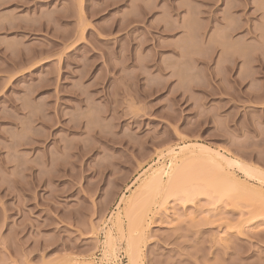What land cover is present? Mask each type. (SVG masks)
<instances>
[{
  "label": "rangeland",
  "instance_id": "rangeland-1",
  "mask_svg": "<svg viewBox=\"0 0 264 264\" xmlns=\"http://www.w3.org/2000/svg\"><path fill=\"white\" fill-rule=\"evenodd\" d=\"M182 171L244 187L183 204ZM244 188L264 193V0H0V264H264Z\"/></svg>",
  "mask_w": 264,
  "mask_h": 264
},
{
  "label": "bare ground",
  "instance_id": "bare-ground-1",
  "mask_svg": "<svg viewBox=\"0 0 264 264\" xmlns=\"http://www.w3.org/2000/svg\"><path fill=\"white\" fill-rule=\"evenodd\" d=\"M200 145V144H199ZM186 146V145H185ZM187 146H190V145H187ZM198 146V145H197ZM191 147H194V146H191ZM205 147V146H204ZM198 148L201 150L202 149V151H201V153L202 154H204L205 153V156L204 155H201L200 154V152L197 154V156H196V158L194 157V159H197V160H202V161H204L205 163H207V164H209L210 166L211 165H214L215 167H214V169H217V170H219V173H220V171H222V165H221V162L220 161H225V163L227 164V165H231V164H233L234 166H235V164H237V162L234 164V162L232 163L230 160H232V159H230V160H223V157L220 155V153L219 154H217V155H213V154H215V153H212V155H213V157L214 158H211L212 156H210L209 157V155H208V153L210 154V152L209 151H207V149H203L202 147L200 148L199 146H198ZM189 149H194V148H186L185 147V149H182L183 151H185V154H184V156H186V155H188L189 154V152L187 151V150H189ZM195 149H196V146H195ZM181 150V151H182ZM210 150V149H209ZM188 153H187V152ZM191 151V150H190ZM205 151H207V152H205ZM195 152V151H194ZM197 152V151H196ZM204 152V153H203ZM206 153H207V157L209 158V159H206L207 157H206ZM193 154V153H192ZM191 155V154H190ZM194 155H195V153H194ZM175 156V155H174ZM189 156V155H188ZM192 156V155H191ZM205 157V158H204ZM226 157V156H225ZM189 158H190V156H189ZM192 158H193V156H192ZM227 159H229V158H227ZM195 160H193V162H194ZM201 161V162H202ZM186 162V161H185ZM189 162H191L190 160H189ZM197 162V161H196ZM182 163H183V161H182ZM186 163H188V161L186 162ZM185 163V164H186ZM178 164H180V163H177L176 165L178 166ZM189 165H190V163H189ZM208 165V166H209ZM243 165V164H242ZM188 166V165H187ZM205 166V165H204ZM203 166V167H204ZM237 167V166H236ZM178 168V167H177ZM212 168V167H211ZM244 168H246V167H244ZM174 169H175V167H174ZM173 169V170H174ZM239 169V168H238ZM178 170V169H177ZM216 170V171H217ZM244 170V169H243ZM176 171V170H175ZM241 171V170H240ZM246 171V170H245ZM245 171H244V173H245ZM255 171V170H254ZM174 172V171H173ZM223 172H224V170H223ZM249 172V171H248ZM201 173H203V172H201ZM209 173V172H208ZM213 173V172H212ZM215 173V172H214ZM218 173V174H219ZM177 174H178V172H177ZM205 174H207V173H205ZM247 174V173H246ZM179 175V174H178ZM211 175V174H210ZM221 175H223V173H221ZM158 176V175H157ZM172 176V175H171ZM180 176H182V178H183V180L185 181V182H190L188 185H186L185 184V189H183V190H181L179 193L178 192H174V191H170L169 192V195H171V196H173V197H178L179 196V199L181 200V203H183V204H188L189 202L191 203V202H194V203H196L195 202V200L197 201V203H196V205L198 204V198L200 197V196H206L207 197V199H208V201H212L213 200V198H214V196L215 195H225V193L227 194L228 192H235L237 189H239L240 187L239 186H242V187H244L242 184H240L239 182H238V180L236 179V180H229L228 178V180L229 181H219V182H214L213 181V178L211 177V176H209V174H207V176H204V175H199V176H197V175H195V176H190L189 174H188V172H185V171H182V173H181V175ZM200 176H202L203 177V181H201L200 179H202V178H200ZM224 176V175H223ZM250 176H259V179H260V175L257 173V172H250ZM170 177V176H169ZM168 177V178H169ZM176 177V176H175ZM214 177V176H213ZM232 177V176H231ZM155 178V181H156V176L154 177ZM154 178H153V180H154ZM216 178V177H215ZM214 178V179H215ZM233 178V177H232ZM226 179V178H225ZM235 179V178H234ZM174 180V179H173ZM262 180V179H261ZM159 182V181H158ZM184 182V183H185ZM203 182H205V183H203ZM237 182H238V184H237ZM151 183V182H150ZM167 184H169V183H167ZM172 184V183H171ZM151 185H154V183L153 184H151ZM177 186V185H176ZM181 187L183 188V186L181 185ZM163 188H165V187H162V189ZM248 188V187H247ZM250 188V187H249ZM248 188V189H249ZM170 189V188H169ZM177 189H179V188H177ZM176 188H175V190H177ZM240 189H242V188H240ZM248 189H243L244 191L245 190H247V191H245V193L246 192H248L249 193V191L251 192V194H253V195H255V196H263L264 197V193L263 192H261V191H259V190H256V189H250L249 191H248ZM174 190V189H173ZM244 191H243V193H244ZM233 192V193H234ZM238 193H241L240 191H238ZM247 193V195H249ZM166 194V193H165ZM236 194V193H235ZM238 195V194H237ZM239 196V195H238ZM241 196V195H240ZM245 196V195H244ZM243 198V197H242ZM246 198V197H245ZM244 198V199H245ZM240 199V198H239ZM211 204V203H210ZM264 205V204H263ZM186 206V205H185ZM260 206H262V205H260ZM263 208V207H262ZM129 209V208H128ZM134 212H136V211H134ZM130 213V210H129V213H127L129 216H127V214H126V218H127V220H128V231H127V233L128 234H125L126 236H128L129 235V240H132V242H133V238H131L130 236H131V234L133 233V234H138V233H143L142 231L144 230V229H142L141 230V232H140V229H139V227H142V225H143V222H142V215L139 217L138 215V217H136V214L135 213ZM132 215H134V216H132V217H134V218H132L131 216ZM224 215V214H223ZM145 217V216H144ZM144 219V218H143ZM142 223V224H141ZM147 224V223H146ZM127 228V227H126ZM144 228V227H143ZM122 229V228H121ZM120 229V230H121ZM119 230V231H120ZM122 231V230H121ZM121 233V232H120ZM122 233H124V232H122ZM140 234H138V235H140ZM109 235V234H108ZM121 235V234H120ZM123 235V234H122ZM121 235V236H122ZM138 235H137V237H138ZM142 235V234H141ZM140 235V237L142 238V236ZM108 237H109V239H111V237L110 236H107V246L108 247H110V245H112L111 243H112V241H111V243H110V245L108 244V241H109V239H108ZM136 237V236H135ZM128 238H126L127 240H128ZM131 238V239H130ZM140 238V239H141ZM128 240V241H129ZM137 240H138V238H137ZM127 241V242H128ZM136 241V240H135ZM134 241V242H135ZM141 241V240H140ZM136 242H138V241H136ZM129 244V243H128ZM137 244V243H136ZM130 245H132V244H130ZM129 247V246H128ZM133 249V248H132ZM135 249V248H134ZM132 252V251H131ZM136 252V251H135ZM138 253V252H137ZM132 254V253H131ZM135 254V253H134ZM138 255V254H137ZM136 255V256H137ZM132 256V255H131ZM130 256V257H131ZM136 256H134V257H131L130 259H131V264H138V262H137V257ZM139 256V255H138ZM139 258V257H138Z\"/></svg>",
  "mask_w": 264,
  "mask_h": 264
},
{
  "label": "built area",
  "instance_id": "built-area-1",
  "mask_svg": "<svg viewBox=\"0 0 264 264\" xmlns=\"http://www.w3.org/2000/svg\"><path fill=\"white\" fill-rule=\"evenodd\" d=\"M113 264H127L122 250L118 252L116 259L113 261Z\"/></svg>",
  "mask_w": 264,
  "mask_h": 264
}]
</instances>
